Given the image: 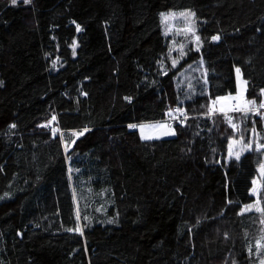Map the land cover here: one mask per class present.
Returning a JSON list of instances; mask_svg holds the SVG:
<instances>
[{"label":"trees","instance_id":"1","mask_svg":"<svg viewBox=\"0 0 264 264\" xmlns=\"http://www.w3.org/2000/svg\"><path fill=\"white\" fill-rule=\"evenodd\" d=\"M236 68L258 106L264 0H0V264H261L264 119L212 106Z\"/></svg>","mask_w":264,"mask_h":264},{"label":"rangeland","instance_id":"2","mask_svg":"<svg viewBox=\"0 0 264 264\" xmlns=\"http://www.w3.org/2000/svg\"><path fill=\"white\" fill-rule=\"evenodd\" d=\"M170 13H175V16H171L169 18V20L167 22H165L164 16L167 15V14H170ZM180 13H191V12L186 11V10H180V11L171 10V11H163L161 13V16H162V24H163V28H164V31L165 32H169V30L171 31V30L178 29L177 27H179V24L180 23L183 25L184 31H185L186 28H189V27L192 29V31L194 30V27H193V23H194V20H195L194 16L193 17H190L189 20H185L184 17L180 16ZM187 32H189V31H187ZM196 37L197 36H195V40H196ZM236 78H237V87H238V90H237L236 94L229 93V94H226V95H222L220 97L231 95L232 97H237V99H230V100L224 101L222 103H217L216 105H213L212 104V106L215 109H217V110L220 111L221 106L223 104V106H224V112L225 113H228V112H231L229 109L231 107H233L234 105L239 104L241 106H244L245 103L247 101H249L247 99V97H246L248 83L246 85L242 83V81L246 80V78L243 75L242 70H241V74H240L239 77L237 76V73H236ZM238 94H242V95L241 96H238ZM168 121H172V118L168 119ZM149 123L151 124V123H157V122H149ZM149 123L144 124L143 126L145 127V125H148ZM238 143H240V142L238 141ZM235 148H236V144H234L233 149H232V154L233 155H235L236 152H239L240 153V156H242L248 150L246 148H241L240 146L236 150H235ZM255 151H256V160H257L258 167H259L262 175L264 176V148H260V146H257V148L255 149ZM261 188H262V181H261V179L254 178L253 179V187L251 189V194L254 195V197H258V195H259V193L261 191ZM253 190H255V191H253Z\"/></svg>","mask_w":264,"mask_h":264},{"label":"snow or ice","instance_id":"3","mask_svg":"<svg viewBox=\"0 0 264 264\" xmlns=\"http://www.w3.org/2000/svg\"><path fill=\"white\" fill-rule=\"evenodd\" d=\"M24 2L25 3H30L31 0H24ZM12 3L15 4L16 3V0H12ZM171 16H175V13H170V14L165 15L164 16L165 22H167ZM180 16L184 17L185 20H189L190 17L195 16V13H180ZM77 28L79 29V26H77ZM185 31H192V29L189 27V28H186ZM196 39L199 40V37H196ZM212 39L213 40H219L220 37L219 36H214ZM180 55H181V57H183V55H184V53H183V45H181V47H180ZM177 64H178V61L177 60H173L172 61V67H176ZM235 71L237 73V76L239 77L240 74H241L240 68H236ZM242 83L246 85L247 84V81L244 80V81H242ZM188 86L190 88L192 87L191 84H189ZM241 95L242 94H238V96H241ZM261 95L264 96V89H261ZM125 99L126 100H129V102H131V98L130 97H125ZM230 99H237V97H232L231 95L223 96V97H217L215 100L212 101V104L213 105H216L217 103H222V102L227 101V100H230ZM261 109H264V100H262L261 103L258 106L256 105L255 100H252V101H247L244 106H241L239 104H236L233 107H231L229 110L230 111H234V112H240V113L245 114V115L248 114L249 112H251L252 114L258 115L262 119H264V112H261ZM174 111L177 112V113H181V115H184V113L182 112V109L180 107H177ZM211 111H213V109H210V112ZM220 112L221 113L224 112V106H223V104L221 106ZM170 115H171V113H170ZM55 119H56V117L53 116L52 117V120H55ZM229 123L232 124L231 119H229ZM11 127L14 128L15 125H12ZM130 127L135 128V127H137V125H131ZM159 127H165V125H159ZM232 127L233 128H236L237 125L236 124H232ZM140 128L143 131L144 126L141 125ZM53 131L55 132L56 130L54 129ZM85 131H87V129H85ZM82 134L83 133L81 132L78 135H82ZM166 134H168V135H175V132L174 131H171V132H167ZM143 138L144 139H152L153 137H151V136H144ZM241 140H242V138H241ZM72 143L74 144L75 141L73 140ZM68 147H69V145L68 144H65V150L66 151H67ZM244 147L250 150L252 148V145H251V143H248ZM260 148H264V145H260ZM229 155H232L231 151L229 152ZM235 158L237 160L240 158V153L239 152H236L235 153ZM253 191H255V190H253ZM248 210H251V206H248ZM257 211L264 212V209L258 208ZM241 214H243V213H241ZM77 219H79V214L78 213H77ZM68 230L69 231H72L73 229H68ZM75 230L76 231H79V232H81V234H83L82 229L79 226ZM259 245H260V242L258 241L257 242V246L259 247ZM261 264H264V261H261Z\"/></svg>","mask_w":264,"mask_h":264},{"label":"crops","instance_id":"4","mask_svg":"<svg viewBox=\"0 0 264 264\" xmlns=\"http://www.w3.org/2000/svg\"><path fill=\"white\" fill-rule=\"evenodd\" d=\"M141 125H144V124H141ZM159 125H165V127H159ZM140 126H139V130H140V134L142 138L144 136H151L153 138L172 136V135L166 134L167 132H171L172 130L170 129L169 125L164 121H160L157 123H151V124L149 123L148 125H145V127L143 128V131L141 130Z\"/></svg>","mask_w":264,"mask_h":264},{"label":"bare ground","instance_id":"5","mask_svg":"<svg viewBox=\"0 0 264 264\" xmlns=\"http://www.w3.org/2000/svg\"><path fill=\"white\" fill-rule=\"evenodd\" d=\"M228 113H230V114H231V117H232V115H233L234 111H231V112H228ZM172 121H174V119H173V118H172Z\"/></svg>","mask_w":264,"mask_h":264}]
</instances>
